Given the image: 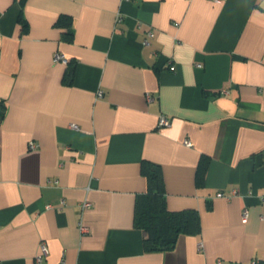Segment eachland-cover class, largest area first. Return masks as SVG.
Masks as SVG:
<instances>
[{
    "label": "crops",
    "instance_id": "1",
    "mask_svg": "<svg viewBox=\"0 0 264 264\" xmlns=\"http://www.w3.org/2000/svg\"><path fill=\"white\" fill-rule=\"evenodd\" d=\"M0 104V264H264V0H0ZM145 160L200 214L173 251L134 225Z\"/></svg>",
    "mask_w": 264,
    "mask_h": 264
},
{
    "label": "trees",
    "instance_id": "2",
    "mask_svg": "<svg viewBox=\"0 0 264 264\" xmlns=\"http://www.w3.org/2000/svg\"><path fill=\"white\" fill-rule=\"evenodd\" d=\"M58 26L65 28L68 35H73V21L69 16H62ZM67 84L72 76L65 78ZM6 114V107L0 104V124ZM210 163L209 157H202L197 172V184L202 186ZM142 174L147 178L148 191L138 196L136 201L134 225L144 233L146 252L173 251L182 235H197L201 232V218L197 210L168 209L167 194L162 167L151 161H143Z\"/></svg>",
    "mask_w": 264,
    "mask_h": 264
},
{
    "label": "built area",
    "instance_id": "3",
    "mask_svg": "<svg viewBox=\"0 0 264 264\" xmlns=\"http://www.w3.org/2000/svg\"><path fill=\"white\" fill-rule=\"evenodd\" d=\"M213 1L217 2L219 0H213ZM119 19H120V16L118 17V20ZM55 60L57 62H62L64 64H66V65H68L70 63L69 60L63 54H57L56 57H55ZM148 100L152 101L153 98L149 95L148 96ZM170 123L171 122H170V120L167 117H165V116L161 117V119H160V125L161 126H168V125H170ZM185 144L187 146H191V142L190 141H185ZM37 148H38V145H37L36 142L33 141V142L30 143V149H37ZM234 194L235 193H232V195H234ZM219 196L220 197H224V194L220 193ZM261 201L264 202V197H261ZM91 207H92V203L90 201H88V200H85L83 203H81V209L83 211L86 210V209H90ZM245 218H247V211L245 212ZM79 227H80L81 232L83 234L88 232V229L83 225L82 222L79 223ZM46 254H47V249H46L45 245H42V254L37 257V261L41 262L43 260V257ZM252 264H259V262L257 260H253Z\"/></svg>",
    "mask_w": 264,
    "mask_h": 264
}]
</instances>
